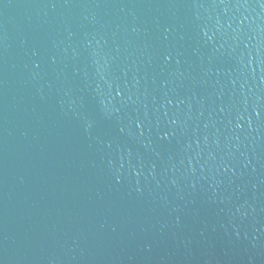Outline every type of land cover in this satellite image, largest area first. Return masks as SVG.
Masks as SVG:
<instances>
[{"label":"water","instance_id":"95a60500","mask_svg":"<svg viewBox=\"0 0 264 264\" xmlns=\"http://www.w3.org/2000/svg\"><path fill=\"white\" fill-rule=\"evenodd\" d=\"M0 264H264V0H0Z\"/></svg>","mask_w":264,"mask_h":264}]
</instances>
